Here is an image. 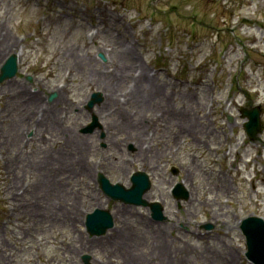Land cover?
<instances>
[{
    "label": "rangeland",
    "instance_id": "374dc122",
    "mask_svg": "<svg viewBox=\"0 0 264 264\" xmlns=\"http://www.w3.org/2000/svg\"><path fill=\"white\" fill-rule=\"evenodd\" d=\"M2 45L7 55L0 52V67L10 54L21 53L17 75L0 85L1 109L7 100L0 149L6 147L9 173L6 181L0 163V202L9 199L13 206L8 225L0 228V253H12L10 264H82L81 253L90 264H120L125 261L118 254L109 257L125 249L135 257L128 264L147 255L159 264L158 238L175 252L168 264H251L238 226L250 215L264 219V0H0ZM114 67L117 79L122 69L130 79L139 70L158 86L152 109L140 111L141 123L137 108L125 100L124 114L139 129L131 124L117 138L144 135L147 120L165 127L158 132L152 124L147 138L162 155L159 170L132 161L134 142H116L117 132L109 140L117 148L105 140L103 128L118 122L113 114L103 120L87 112L93 94L99 101L92 110L102 102L94 79L110 77ZM63 86L62 101L56 104V96L48 102ZM39 89V101L59 112L60 123L40 126L38 133L29 129L32 140L26 142L28 128L16 123L27 112L39 120L38 105L25 106L27 94ZM257 105L261 133L252 141L238 111ZM159 110L163 114L156 117ZM66 128L84 137L85 150L66 141ZM59 149L70 154V172L55 156ZM137 170L149 176L147 200L160 204L164 221L153 222L147 208L108 200L98 189L97 174L127 187ZM180 182L190 197L178 204L170 190ZM95 207L109 209L114 218V228L101 237H89L83 225ZM57 209L75 214L73 221L54 224L50 217ZM206 224L212 230L203 237ZM121 230L127 244L114 239Z\"/></svg>",
    "mask_w": 264,
    "mask_h": 264
},
{
    "label": "bare ground",
    "instance_id": "6f19581e",
    "mask_svg": "<svg viewBox=\"0 0 264 264\" xmlns=\"http://www.w3.org/2000/svg\"><path fill=\"white\" fill-rule=\"evenodd\" d=\"M94 37V36H93ZM6 46L2 45L0 46V52L2 53H6L7 55V51L6 49H4ZM112 51V49L110 50ZM5 55V56H6ZM68 56V55H67ZM72 57V55H70ZM5 59V58H4ZM71 59V58H70ZM78 59V57L76 55H74L73 61H76ZM118 72L119 70H116V68L114 67L112 69V73L113 75H111L109 77V73H107L105 75V77H100V78H95L94 79V83L99 87L100 90V94L102 96V102L101 103H97L96 105H99V107L97 109H89L87 110V112L90 113H94L96 114V116L101 117L103 120H108L109 118H111V115L113 114L116 118V120L118 122H116L113 125V128L110 127V125H107V128H103V131L106 135L105 140L109 141L111 137H114L115 134L112 131L117 132L116 133V138L123 135L125 130H131L130 126L131 124H134L133 126L137 127L139 129V125L136 124L135 122L130 121L126 114H124L125 112V104L126 103V99H128V101L130 103H133L134 106L137 108L136 113H137V118H138V123H141V118L140 115L142 113H140V111L145 112L146 110H151L152 109V102H153V96H155V93L158 91V86L155 84L154 82V77L152 75L145 74L146 72H140L139 70L137 71L136 74H133L132 78L130 79L128 77V75L126 77H123L125 74L129 73L128 71H125V69H122V73H121V77L120 79H117L118 76ZM51 75V74H49ZM125 79H128V81H133V84L131 86H128L127 84H125L123 81ZM69 77L68 75L65 76V81H69ZM43 89H39L38 92H36L34 95H30L29 97V93L27 94V101L25 103L26 109L31 108V106L33 105H38L37 108V113L36 115L39 117V120H30L28 117V112L23 115H21L16 123L17 127H19L20 123H24L25 121V125L26 127H29L32 131H34L35 133L39 132L40 126L42 127V129H44V127H48L47 124L50 122H56L58 121V124L60 123L59 119H58V115L59 112H57L56 110H54L52 108L49 109L50 107L47 106L45 103H41L39 101L38 98V94L40 91H42ZM65 91V87H61L60 89L57 90V98H60V101L56 104H59L62 101L63 98V94L62 92ZM17 96H12L11 98H15ZM66 105H70V103H65ZM95 105V106H96ZM166 110V108H165ZM135 111H132V113H134ZM163 112L161 110L158 111V113H156V117H159L158 115H162ZM169 113H167V117L166 118H170ZM134 114H132V116H130V118H134ZM136 118V117H135ZM134 118V119H135ZM165 118V119H166ZM145 120V119H144ZM122 122L125 123L126 127H123L124 125H122ZM154 119H152L151 121H146L144 124H148L146 131L144 133V135L141 133L139 134H128L127 137H120L117 138V141H133L134 142V149H133V153H132V161H135L136 158H139L140 160V164L142 165H153L155 169H158L159 165V161L160 158L162 157V155L160 153H156L153 152V147L151 145H149L147 138L149 135V128L151 127V125L153 124ZM62 128V127H60ZM160 128V127H159ZM191 129V127L188 128L187 131H189ZM67 138L66 141L69 142L72 139V145L75 148L76 145H78V147H80L81 149H86V142L83 136H79L77 134L76 131H71L69 129H67ZM122 131V132H121ZM73 140L75 142H73ZM110 142V141H109ZM114 142L112 145V143L110 142L111 147L115 146V148L118 147V145H116ZM88 144V142H87ZM121 149V148H119ZM71 152H72V148H71ZM86 152H84L85 154ZM54 154V153H53ZM55 156H57V160L63 165V166H67L69 167L68 172L71 171L70 167H72L71 164V160H70V154L64 150H57L55 152ZM52 161H53V156H48ZM114 157V156H113ZM125 157V156H124ZM106 159L101 160V162H104ZM127 160L129 161V158H127ZM10 164V163H9ZM67 167V168H68ZM66 168V167H65ZM159 170V169H158ZM155 170V171H158ZM147 198V197H145ZM22 199V198H21ZM148 199V198H147ZM55 217H50L51 220L54 221V224L57 225H64V224H68L67 222H72L73 218L75 214L70 215L68 213L67 210H56V212L54 213ZM178 216L180 218L183 219V216L181 213L178 212ZM76 218V216H75ZM74 218V219H75ZM126 230H121L118 232L117 236L114 238H117V242L118 244L120 242L127 244L129 241V236L128 239L125 240L126 236H125ZM149 233V232H148ZM133 236H140L138 233H133ZM130 235V234H129ZM159 241H155V245L156 247V253L158 254L156 259L159 262V264H168L169 261L171 260L173 256V251L170 250V245H165L164 244V239L163 238H158ZM122 246V245H121ZM120 246V247H121ZM123 247H121L122 249ZM118 254V258H123V260L125 261L124 263H120V264H128L130 261L134 260L135 257L133 255V253H128V249H125L123 251H120ZM116 254V255H117ZM155 262V260H153ZM136 262V261H135ZM140 264H155L150 260L149 255H147L146 257H143L140 260Z\"/></svg>",
    "mask_w": 264,
    "mask_h": 264
},
{
    "label": "water",
    "instance_id": "95a60500",
    "mask_svg": "<svg viewBox=\"0 0 264 264\" xmlns=\"http://www.w3.org/2000/svg\"><path fill=\"white\" fill-rule=\"evenodd\" d=\"M16 70V58L11 56L1 68L0 82L13 77ZM259 115L260 110L258 108L241 111V117L247 118V122L244 123L243 127L250 138H254L260 130ZM131 181L133 187L125 191L120 186L111 187L107 180L103 177L100 178L102 189L107 195L120 198V200L128 203L133 202L136 198L140 200L141 194L149 187V182L142 173L134 175ZM181 190L180 186L176 187L174 190L176 197L179 196ZM152 206H154L153 214L160 212L156 204ZM86 225L88 231L103 234L106 229L112 227V220L108 213L98 212L87 218ZM241 228L247 238L248 257L256 264H264V223L259 219H248L243 222Z\"/></svg>",
    "mask_w": 264,
    "mask_h": 264
}]
</instances>
